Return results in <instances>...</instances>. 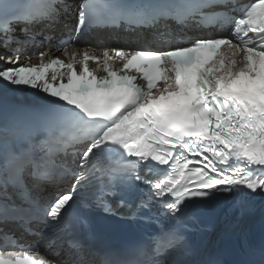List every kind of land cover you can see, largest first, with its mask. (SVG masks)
<instances>
[{
    "label": "snow or ice",
    "instance_id": "6c2138e0",
    "mask_svg": "<svg viewBox=\"0 0 264 264\" xmlns=\"http://www.w3.org/2000/svg\"><path fill=\"white\" fill-rule=\"evenodd\" d=\"M93 31L180 43L22 60ZM0 50V236L56 254L0 264H264V0H0Z\"/></svg>",
    "mask_w": 264,
    "mask_h": 264
}]
</instances>
